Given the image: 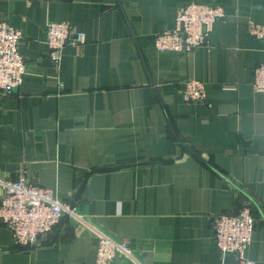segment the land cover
Returning a JSON list of instances; mask_svg holds the SVG:
<instances>
[{"label":"crops","instance_id":"crops-1","mask_svg":"<svg viewBox=\"0 0 264 264\" xmlns=\"http://www.w3.org/2000/svg\"><path fill=\"white\" fill-rule=\"evenodd\" d=\"M193 1L0 0L27 66L0 96V199L24 176L79 218L31 249L0 226V264H96L101 237L130 245L134 261L116 264H236L213 222L248 202V256L264 264V93L252 88L264 40L249 32L264 26V0H199L226 13L212 48L159 53L156 37ZM49 23L71 24L86 44L55 64ZM188 80L204 84L203 103L184 102Z\"/></svg>","mask_w":264,"mask_h":264},{"label":"built area","instance_id":"built-area-1","mask_svg":"<svg viewBox=\"0 0 264 264\" xmlns=\"http://www.w3.org/2000/svg\"><path fill=\"white\" fill-rule=\"evenodd\" d=\"M226 17L222 7L194 0L177 13L176 27L155 39L159 53L191 54L199 49L212 48L215 26ZM249 32L264 40V26H250ZM22 35L7 21L0 22V96L9 97L20 88L27 74V66L19 52ZM45 44L59 64L66 48L86 44V36L69 23H49L45 30ZM252 88L264 93V63L254 69ZM206 99L202 82L188 80L184 84L183 100L187 104L203 103ZM0 199V226L13 235L19 248L40 246L65 220H78L75 203L64 201L56 192L40 188L21 176L16 182L3 183ZM251 202L245 203L237 216L219 217L213 222L214 241L223 256H234L236 264H256L249 256L255 231ZM119 257L134 261L128 242L118 243L101 237L96 264H116Z\"/></svg>","mask_w":264,"mask_h":264}]
</instances>
